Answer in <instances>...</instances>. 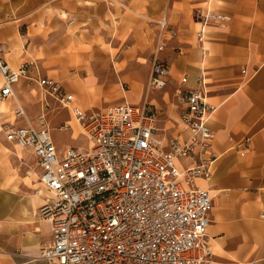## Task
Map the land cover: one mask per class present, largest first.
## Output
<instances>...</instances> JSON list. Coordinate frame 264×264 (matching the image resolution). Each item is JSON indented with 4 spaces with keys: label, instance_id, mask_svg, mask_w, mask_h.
Returning <instances> with one entry per match:
<instances>
[{
    "label": "crops",
    "instance_id": "obj_1",
    "mask_svg": "<svg viewBox=\"0 0 264 264\" xmlns=\"http://www.w3.org/2000/svg\"><path fill=\"white\" fill-rule=\"evenodd\" d=\"M90 1L62 0L56 5L64 7L72 2ZM19 2L20 6L34 5L30 0ZM94 4L93 7L76 6L71 13L66 12L70 18L62 33L68 40V35L75 40L74 48L91 46L92 54L100 50L109 55V62L89 61L84 65L88 73L81 77L71 71L74 67L79 69L76 65L81 53L72 52L65 59H59L60 70L43 65L42 70L38 68V74L63 82L65 91L73 98L72 107L87 112L149 103L159 112L155 138L164 147L171 138L190 136L180 123L176 90L195 88L197 78L204 76L208 84L207 101L217 107L209 123L215 134L214 149L220 157L212 168L211 178L199 179L197 184L209 189L214 198L208 238L215 260L217 264H264V0H126L129 8L126 12L118 6L111 9L99 1ZM200 13L229 18L228 22L214 23L207 28L204 55L196 38ZM163 17L178 33L174 39L168 34L164 36L166 49L161 58L170 65L168 84L163 90L146 92L160 35L157 22ZM9 25L4 21L0 26V42L6 47V61L18 69L33 56L38 57L41 51L34 47L27 49L16 36L15 26ZM35 29L30 27L28 32L32 46H36L37 36L33 37L36 34L32 33ZM112 65L115 72L104 78L100 72ZM186 76L188 82L183 85L182 79ZM37 90L41 92L34 79L23 78L14 87L17 100L32 122L46 116L39 114L40 110L50 106L44 96L34 100L32 95ZM2 101L11 103L13 113L14 99ZM55 105L58 112L63 110L69 114L55 127L53 121L58 112L51 121L46 116L60 155L69 147H86L87 144H79L87 140L73 109L62 108L56 102ZM29 106L38 108L32 118ZM6 108L3 103L1 109ZM24 124L14 118V122L1 125L0 133L8 145L16 146L6 139L3 126ZM63 126L64 130H59ZM55 130L70 132L71 143L60 148L53 135ZM248 136L252 138L251 149L241 156L236 144ZM8 145H4L7 151ZM23 153L30 155L31 151L18 148L15 154L21 158ZM6 166L0 159V264H45L38 256L42 248L52 243V232L49 223L41 221L37 212L47 198L34 194L33 189L37 187L33 178H30L32 187L27 182L18 183L6 174ZM40 174L38 168L35 175L38 180Z\"/></svg>",
    "mask_w": 264,
    "mask_h": 264
},
{
    "label": "built area",
    "instance_id": "obj_2",
    "mask_svg": "<svg viewBox=\"0 0 264 264\" xmlns=\"http://www.w3.org/2000/svg\"><path fill=\"white\" fill-rule=\"evenodd\" d=\"M197 15L196 38L204 55L207 28L229 18ZM157 25L160 35L148 85L163 90L170 74L168 63L160 57L166 49L164 36L174 39L178 33L166 17ZM5 53L0 43V98L16 100L14 117L25 124L5 125L3 131L9 142L32 151L41 171L40 184L49 194L37 217L49 223L52 243L40 250L39 260L45 264H217L208 238L214 198L197 184L199 179L211 178L220 157L209 123L217 107L207 101L204 76L197 78V87L176 90L180 123L190 136L171 138L164 147L155 138L159 112L149 103L87 112L72 107L73 98L59 81L38 74L34 80L45 100L72 108L88 142L60 155L46 116L32 122L14 92L23 78L33 80L28 74L37 67L27 62L15 69ZM187 82L186 76L182 84ZM251 145L249 136L236 144L241 156Z\"/></svg>",
    "mask_w": 264,
    "mask_h": 264
},
{
    "label": "rangeland",
    "instance_id": "obj_3",
    "mask_svg": "<svg viewBox=\"0 0 264 264\" xmlns=\"http://www.w3.org/2000/svg\"><path fill=\"white\" fill-rule=\"evenodd\" d=\"M43 0H30V2H33V6H20L19 0H0V26L3 25L4 21L6 23H9V26H15L16 28V36H18V39L26 45V48L34 47L35 50H40L38 57L33 56L29 62H33L34 65L37 67V70L35 68L32 69L31 73L28 74V76L32 79L38 78V68L42 70L43 65H46L49 68L53 69H61L60 61L59 59H65L67 55H72V52L74 53H81V55L78 58V63L71 71H74L81 75L83 77L88 73L86 68L84 67L85 64H87L89 61L96 60L97 62H109V55L100 52V50L94 51L95 54H92V47H86L82 46L81 48L76 49L72 45L74 43V39L68 35L69 40L67 39L66 35L62 33L63 27L66 26L67 21H69L68 18H70V15H68L66 12L71 13L73 10L76 9V6L79 7H93L96 6L94 2H102L107 7H110L112 9L113 6L121 7V10L123 12H126L129 10V8L126 6L125 1L126 0H92L89 3H78V2H72L73 4H70L68 6H57L56 3L61 2L62 0H48L43 1V4H37L42 3ZM109 10V15L112 16V12ZM36 28L34 32L36 35H33V37L37 36V38L34 40L36 42V46H32L31 39L28 36L29 28ZM87 41V40H86ZM159 41V40H158ZM4 49H6L4 43L0 42ZM158 44V43H157ZM126 45V44H125ZM157 46V45H156ZM104 50V49H103ZM6 51V50H5ZM155 52V51H154ZM154 54V53H153ZM161 57V56H160ZM81 61V62H80ZM73 62V61H71ZM167 62V61H166ZM168 63V62H167ZM169 65V63H168ZM170 67V65H169ZM115 69L112 65V68H107L106 71L100 72L104 78L108 79L109 76L111 77L110 73H114ZM63 84V82H61ZM0 86H1V76H0ZM128 87L125 86V89ZM147 90H151L149 85L146 88ZM163 93V92H162ZM165 95V94H164ZM34 100L37 101L39 98H43V93L39 92L38 90L33 93ZM32 98V100H33ZM16 102V100L14 99ZM49 107H45L44 110L41 108L40 113H45V115L48 117V119L51 121L52 118H54V115L58 112V109L55 105V102L53 103L51 99L48 98ZM5 103L7 108L1 109V105ZM10 102H3L0 98V127L5 122V124H9V122H14V112L12 113V106L10 105ZM29 115L32 118L35 113H37L38 108L37 107H28ZM49 115V116H48ZM69 114L67 111H60L57 113L56 119L53 121V125L59 126L63 123L65 118H68ZM34 119V118H33ZM4 127V126H3ZM81 128V127H80ZM80 131H82L80 129ZM54 138L56 142L58 143L59 147H65L71 143L70 140V132L61 133L57 130L53 132ZM82 146L87 144L84 140H81L79 142ZM4 145H8L5 140L3 134L0 133V150L2 151V155L0 157L1 163H5L7 166L5 169L6 174L12 175V179L16 180L18 183L24 184L27 182V184L32 187V181H30V178H33V184L37 187L36 189H33L34 194H37V189L42 188V185L40 184L39 178H37L35 175L38 173V168L36 165L35 158L33 156V153L31 150L30 155L24 154L21 156V158L16 157V151L19 147H14L13 145H8L9 150L7 151ZM10 169V171H9ZM8 170V171H7ZM0 172H2V169H0ZM33 173V174H31ZM29 177V178H28ZM27 178V179H25ZM44 190V189H43ZM45 194H42L46 198L49 197V194L44 190Z\"/></svg>",
    "mask_w": 264,
    "mask_h": 264
},
{
    "label": "bare ground",
    "instance_id": "obj_4",
    "mask_svg": "<svg viewBox=\"0 0 264 264\" xmlns=\"http://www.w3.org/2000/svg\"><path fill=\"white\" fill-rule=\"evenodd\" d=\"M20 149H21V148H20ZM42 191H44L42 188H41V189L38 188V189H37V195H42V194H41Z\"/></svg>",
    "mask_w": 264,
    "mask_h": 264
}]
</instances>
